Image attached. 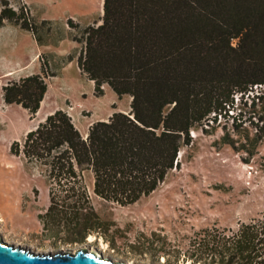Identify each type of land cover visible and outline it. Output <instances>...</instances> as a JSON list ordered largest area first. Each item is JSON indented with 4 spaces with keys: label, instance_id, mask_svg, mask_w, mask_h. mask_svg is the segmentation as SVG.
Here are the masks:
<instances>
[{
    "label": "trees",
    "instance_id": "obj_1",
    "mask_svg": "<svg viewBox=\"0 0 264 264\" xmlns=\"http://www.w3.org/2000/svg\"><path fill=\"white\" fill-rule=\"evenodd\" d=\"M103 10L78 39L85 43L78 65L99 94L104 84L118 97L129 94L130 109L94 121L87 137L63 108L27 132L25 156L45 164L51 180L69 181L75 192L65 199L50 192L47 214L67 200L90 203L86 187L70 179L78 176L77 167L94 173L97 196L132 205L151 195L180 163L194 128L235 116L231 112L241 98L261 103L264 112V0H104ZM6 20L37 37L38 27L23 7L3 2L0 26ZM46 66L5 84L4 100L35 115L48 91ZM259 121L264 130V115ZM14 143L11 150L19 154ZM103 225L87 226L84 235L100 233ZM227 231L202 229L189 248L192 260L264 264V214Z\"/></svg>",
    "mask_w": 264,
    "mask_h": 264
},
{
    "label": "rangeland",
    "instance_id": "obj_2",
    "mask_svg": "<svg viewBox=\"0 0 264 264\" xmlns=\"http://www.w3.org/2000/svg\"><path fill=\"white\" fill-rule=\"evenodd\" d=\"M5 1L23 7L38 27L37 39L19 22L6 20L0 26V236L6 242L46 253L86 248L129 264H202L189 254L202 229L221 227L231 233L264 214V137L257 140L264 136L259 121L264 112L250 98L237 100L234 119L221 117L194 128L192 144L179 153L180 163L151 195L132 205L104 199L94 191V173L76 166L78 176L70 179L86 187L90 203L67 200L47 214L50 192L63 199L75 192L69 191V181L51 180L45 164L25 156L27 132L63 108L87 137L94 121L128 111L131 96L118 97L108 84L99 94L78 65L85 46L78 39L104 14V0H0V9ZM43 62L48 91L40 110L33 115L7 103L3 86L41 73ZM17 141L19 154L11 150ZM99 221L104 222L100 233L84 235Z\"/></svg>",
    "mask_w": 264,
    "mask_h": 264
},
{
    "label": "water",
    "instance_id": "obj_3",
    "mask_svg": "<svg viewBox=\"0 0 264 264\" xmlns=\"http://www.w3.org/2000/svg\"><path fill=\"white\" fill-rule=\"evenodd\" d=\"M0 264H129L86 248L77 251H33L29 246L14 245L0 236ZM143 264V263H133Z\"/></svg>",
    "mask_w": 264,
    "mask_h": 264
},
{
    "label": "crops",
    "instance_id": "obj_4",
    "mask_svg": "<svg viewBox=\"0 0 264 264\" xmlns=\"http://www.w3.org/2000/svg\"><path fill=\"white\" fill-rule=\"evenodd\" d=\"M123 111V110H122Z\"/></svg>",
    "mask_w": 264,
    "mask_h": 264
}]
</instances>
